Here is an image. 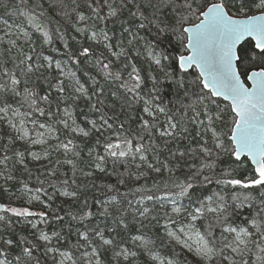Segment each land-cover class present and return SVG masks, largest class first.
Returning a JSON list of instances; mask_svg holds the SVG:
<instances>
[{
	"label": "snow or ice",
	"instance_id": "6c2138e0",
	"mask_svg": "<svg viewBox=\"0 0 264 264\" xmlns=\"http://www.w3.org/2000/svg\"><path fill=\"white\" fill-rule=\"evenodd\" d=\"M0 7V264H264V0Z\"/></svg>",
	"mask_w": 264,
	"mask_h": 264
},
{
	"label": "trees",
	"instance_id": "16d2710c",
	"mask_svg": "<svg viewBox=\"0 0 264 264\" xmlns=\"http://www.w3.org/2000/svg\"><path fill=\"white\" fill-rule=\"evenodd\" d=\"M6 2L9 3V4L11 5L12 3H15V0H6ZM0 16H2V17H4V18H8L9 14L5 11L4 8L0 7ZM10 21H11V20H10ZM69 31H71V30H69ZM72 34L74 35L75 33H72ZM46 47H47V46H46ZM56 47L62 48L63 45H62L61 42L57 41V42H56ZM50 51H51V50L49 49L48 52H46V54H49ZM145 67H146V65H145ZM82 74H83L82 72H78V75H82ZM85 79H87V78L85 77ZM165 91H169V95H170V90L165 89ZM29 167H33V168H35L36 165H35V164H30ZM63 171L68 172L69 175L71 174L70 171H69V166H65V168L63 169ZM34 175H35V173H34ZM112 182H115V180H113ZM98 183H99V181H98ZM31 186H36L35 179H33V180L31 181ZM123 190H124V189L121 188V191H123ZM49 194H51V189H49ZM86 195H87V197L89 198V203H90V204L92 203V198H93V197H99V193H97V192L95 191V189H89V190H87ZM42 198H44V197L42 196ZM62 202H65V207H67V205L70 203V201H68V198H65V197H57V198H56L54 201H52L51 203H52L53 207H60L61 204H62ZM34 210H39V205H37V207H36ZM61 214H62V213H61ZM96 222H97V220H93V223H96Z\"/></svg>",
	"mask_w": 264,
	"mask_h": 264
},
{
	"label": "rangeland",
	"instance_id": "374dc122",
	"mask_svg": "<svg viewBox=\"0 0 264 264\" xmlns=\"http://www.w3.org/2000/svg\"><path fill=\"white\" fill-rule=\"evenodd\" d=\"M9 22H11V21L9 20Z\"/></svg>",
	"mask_w": 264,
	"mask_h": 264
}]
</instances>
